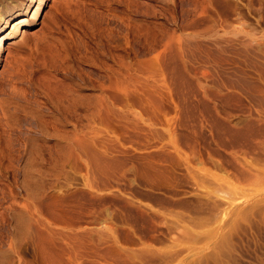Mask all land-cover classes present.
Masks as SVG:
<instances>
[{"label":"rangeland","instance_id":"rangeland-1","mask_svg":"<svg viewBox=\"0 0 264 264\" xmlns=\"http://www.w3.org/2000/svg\"><path fill=\"white\" fill-rule=\"evenodd\" d=\"M45 3L0 30V264H264V0Z\"/></svg>","mask_w":264,"mask_h":264},{"label":"bare ground","instance_id":"bare-ground-1","mask_svg":"<svg viewBox=\"0 0 264 264\" xmlns=\"http://www.w3.org/2000/svg\"><path fill=\"white\" fill-rule=\"evenodd\" d=\"M44 3H45V0H0V27H1L2 24L5 26L9 19L16 17V15L22 14L30 5H33V4H34V6H33L32 17L34 19L35 17L38 16V14H39L40 10L42 9ZM128 8H130V7H128ZM36 19H38V18H36ZM143 20H146V19H143ZM32 23H34V22H32ZM150 23H148V22L146 23V21H140L139 22V20H138L137 24H135L134 30L133 29H128V28L127 29L129 31H133V32L135 31L134 33L145 34V33H147V31L155 29L154 28L155 25L152 27L151 26L152 24L150 25ZM2 28L3 27H1L0 30H2ZM16 28H17V25L13 26V29L16 30ZM129 31H127V32H129ZM80 100H87V99L85 97L83 98L82 96H80V97H74V99L71 98L70 100H68L69 101V105L71 107L68 108V107L65 106L66 108H65L64 112L65 113H72V111L74 112L72 107H74L75 102L80 101ZM68 101H67V103H68ZM4 107H6L5 104H3V109H4ZM56 107H58V106H56ZM56 109H59V108H56ZM6 115H7V113H6ZM37 115H38V113L36 114V116ZM29 141H30V145L28 144V146L31 147V150H33V151L35 150L36 151L38 149L37 147H35L37 144L36 145H34V144L36 143L37 140L35 138H30ZM57 147L60 148L59 145H57ZM27 168H28V166H27ZM9 210L11 211V212L9 211L10 215H11V217H10L11 218V224H12L11 228H12V230H15V228H17V225H18V222H17L18 214L16 213V211L12 207Z\"/></svg>","mask_w":264,"mask_h":264}]
</instances>
